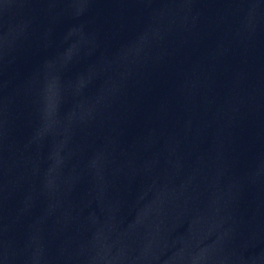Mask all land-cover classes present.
I'll use <instances>...</instances> for the list:
<instances>
[{
    "label": "water",
    "instance_id": "water-1",
    "mask_svg": "<svg viewBox=\"0 0 264 264\" xmlns=\"http://www.w3.org/2000/svg\"><path fill=\"white\" fill-rule=\"evenodd\" d=\"M219 0H0V214L75 124Z\"/></svg>",
    "mask_w": 264,
    "mask_h": 264
}]
</instances>
